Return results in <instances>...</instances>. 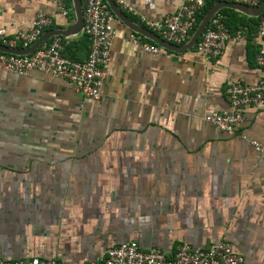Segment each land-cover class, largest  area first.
I'll return each instance as SVG.
<instances>
[{
    "label": "crops",
    "instance_id": "crops-1",
    "mask_svg": "<svg viewBox=\"0 0 264 264\" xmlns=\"http://www.w3.org/2000/svg\"><path fill=\"white\" fill-rule=\"evenodd\" d=\"M112 1L147 30L129 9L162 21L184 0ZM221 2L203 10L224 15L231 33L257 21ZM39 14L52 21L40 47L60 37L63 56L85 61L89 45L83 25L75 26L73 0L65 17L52 0H0V29L11 36ZM112 15L98 100L36 70L0 71V258L96 262L131 241L172 258L182 244L204 250L224 241L242 264H264V152L250 144L264 148V101L241 109L234 135L203 120L229 108L231 84L264 80L255 61L263 41L250 27L213 61L188 42L157 44L160 52L150 54Z\"/></svg>",
    "mask_w": 264,
    "mask_h": 264
},
{
    "label": "built area",
    "instance_id": "built-area-1",
    "mask_svg": "<svg viewBox=\"0 0 264 264\" xmlns=\"http://www.w3.org/2000/svg\"><path fill=\"white\" fill-rule=\"evenodd\" d=\"M57 12L67 15L68 0H52ZM207 1H224L255 7L260 0H184L181 6L162 21H152L138 12L129 9L149 32L157 35L168 44L182 45L188 42L196 28L197 17L201 14ZM83 34L89 44V52L85 61H71L63 56V44L60 37L43 47H39L28 55H12L0 52V71L18 76H25L36 70L52 78L62 79L74 85L84 98L98 100L101 97L102 85L107 75V64L110 59L112 42L111 22L113 15L105 0H81ZM122 4L121 2H118ZM48 15H36L26 29L9 36L0 29V46L8 48H28L39 38L41 32L51 25ZM250 27H254L257 36L264 43V13L255 23L242 24L231 33L224 23V15L216 13L209 20L206 28L199 36L195 46L205 61L216 60L223 52L227 40L233 35L237 40L246 37ZM131 44L150 54H158L161 48L145 41L141 35L131 33L128 36ZM255 61L258 67L264 68V46L257 52ZM229 108L221 112H213L203 117L207 123L228 135H234L237 126L242 122L241 109L256 106L264 101V80L243 85L234 83L225 91ZM250 144L257 152L264 148L256 141ZM242 255L236 253L228 242L219 241L207 249H193L186 244L178 246L172 258L158 249L144 251L134 242L122 243L105 250L101 259L96 262L77 263L61 262L53 259L42 260L30 258L8 262L0 258V264H242Z\"/></svg>",
    "mask_w": 264,
    "mask_h": 264
},
{
    "label": "water",
    "instance_id": "water-1",
    "mask_svg": "<svg viewBox=\"0 0 264 264\" xmlns=\"http://www.w3.org/2000/svg\"><path fill=\"white\" fill-rule=\"evenodd\" d=\"M106 4L109 6L110 10L112 11V13L120 20H122L123 22H126L127 24H130V28L144 36L145 38H148L149 40L155 42L156 44L160 45V46H165V47H171L174 48L173 46L169 45L168 43H165L163 40H161L157 35L149 32L148 30H145L141 27H138L134 24H132L130 22V20H128L125 16H123L119 9L116 7V5L114 4V2L112 0H105ZM223 6L226 7H230L233 8L235 10H238L250 17H259L263 12H264V2H262L259 6H255V7H250V6H246V5H242V4H237V3H230V2H221L220 3ZM73 7H74V14H75V18H76V28L78 27H82L83 25V19H82V7H81V2L80 0H73ZM216 10L214 8L208 10L205 15L202 17V19L200 20L199 24L197 25V27L195 28L194 32L192 33L187 46L188 47H192L194 44H196L197 39L199 38V36L201 35V33L204 31V29L206 28L209 20L213 17V15L215 14ZM59 35V34H58ZM61 35L63 36L64 34L61 33ZM45 41L43 37H39L36 42L29 48L27 49H18V48H8V47H4V46H0V52L2 53H7V54H12V55H17V56H21V55H28L30 54L32 51H34L35 49L40 47V44Z\"/></svg>",
    "mask_w": 264,
    "mask_h": 264
},
{
    "label": "trees",
    "instance_id": "trees-1",
    "mask_svg": "<svg viewBox=\"0 0 264 264\" xmlns=\"http://www.w3.org/2000/svg\"><path fill=\"white\" fill-rule=\"evenodd\" d=\"M263 0H260V2H262ZM204 10H202V12H201V14L197 17V23H196V27H197V25L199 24V22H200V20L202 19V17H203V15H204V13H205V11L203 12ZM256 21H251V23H255ZM224 23H225V21H224ZM245 24H247V23H245ZM244 24V25H245ZM242 25V24H241ZM237 29V28H236ZM235 32V30L232 32V33H234ZM87 40V39H86ZM198 40V39H197ZM89 45V44H88ZM43 47V46H42Z\"/></svg>",
    "mask_w": 264,
    "mask_h": 264
}]
</instances>
